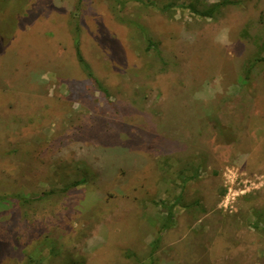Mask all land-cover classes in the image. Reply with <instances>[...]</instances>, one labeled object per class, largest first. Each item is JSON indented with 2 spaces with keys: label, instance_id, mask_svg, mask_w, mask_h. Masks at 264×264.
Instances as JSON below:
<instances>
[{
  "label": "rangeland",
  "instance_id": "rangeland-1",
  "mask_svg": "<svg viewBox=\"0 0 264 264\" xmlns=\"http://www.w3.org/2000/svg\"><path fill=\"white\" fill-rule=\"evenodd\" d=\"M0 264H264V0H0Z\"/></svg>",
  "mask_w": 264,
  "mask_h": 264
},
{
  "label": "clouds",
  "instance_id": "clouds-1",
  "mask_svg": "<svg viewBox=\"0 0 264 264\" xmlns=\"http://www.w3.org/2000/svg\"><path fill=\"white\" fill-rule=\"evenodd\" d=\"M231 29L228 27L220 29L219 33L215 37V42L220 43L222 45L228 43L229 41V35H230ZM223 76L217 75L215 80L211 83L205 82V84L202 86L201 90L197 91L193 99L194 100H201L203 102H208L210 100H213L216 98L218 94L222 95L224 94V88L222 85ZM233 91V87L230 86L228 88V95H231ZM100 239V237H93L90 238L88 243L91 247L94 244L95 240Z\"/></svg>",
  "mask_w": 264,
  "mask_h": 264
},
{
  "label": "trees",
  "instance_id": "trees-1",
  "mask_svg": "<svg viewBox=\"0 0 264 264\" xmlns=\"http://www.w3.org/2000/svg\"><path fill=\"white\" fill-rule=\"evenodd\" d=\"M209 13H210V12H209ZM78 55H79L80 60L83 61V60H82V57L80 56V54H78ZM83 62H84V61H83ZM86 67L88 68V65H87ZM90 75H91V74H90Z\"/></svg>",
  "mask_w": 264,
  "mask_h": 264
}]
</instances>
